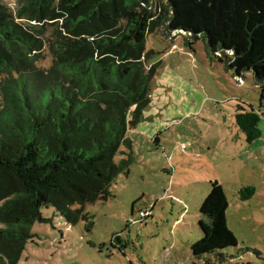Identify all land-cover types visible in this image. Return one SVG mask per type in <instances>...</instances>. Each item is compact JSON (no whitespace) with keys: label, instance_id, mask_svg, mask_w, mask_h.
Segmentation results:
<instances>
[{"label":"trees","instance_id":"obj_1","mask_svg":"<svg viewBox=\"0 0 264 264\" xmlns=\"http://www.w3.org/2000/svg\"><path fill=\"white\" fill-rule=\"evenodd\" d=\"M162 1L22 0L17 19L27 27L0 4V264L20 263L44 207L75 224L129 171L131 159L115 158L131 149L129 130L151 103L156 67L146 43L158 26L203 38L264 92V0ZM235 122L248 143L262 137L254 108L242 106ZM210 185L195 257L237 245L224 187Z\"/></svg>","mask_w":264,"mask_h":264},{"label":"rangeland","instance_id":"obj_2","mask_svg":"<svg viewBox=\"0 0 264 264\" xmlns=\"http://www.w3.org/2000/svg\"><path fill=\"white\" fill-rule=\"evenodd\" d=\"M21 3L0 0L27 27L17 19ZM188 37L161 25L147 39L156 67L151 103L129 130L131 149L123 146L115 158L131 164L111 197L86 205L75 224L44 207L46 221L33 226L19 264H264V92L252 72L236 75L203 38ZM242 106L261 114L262 137L254 143L235 122ZM212 181L224 187L237 245L195 257ZM248 187L255 193L243 198Z\"/></svg>","mask_w":264,"mask_h":264},{"label":"built area","instance_id":"obj_3","mask_svg":"<svg viewBox=\"0 0 264 264\" xmlns=\"http://www.w3.org/2000/svg\"><path fill=\"white\" fill-rule=\"evenodd\" d=\"M141 217H144L145 216V213L144 212H141L140 214ZM145 218V217H144Z\"/></svg>","mask_w":264,"mask_h":264}]
</instances>
